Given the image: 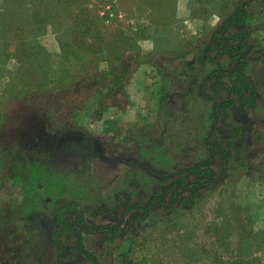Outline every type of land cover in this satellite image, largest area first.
<instances>
[{"label":"rangeland","instance_id":"374dc122","mask_svg":"<svg viewBox=\"0 0 264 264\" xmlns=\"http://www.w3.org/2000/svg\"><path fill=\"white\" fill-rule=\"evenodd\" d=\"M247 1L239 28L250 34L244 69L258 97L252 108H230L236 135L220 120L211 137L232 152L223 173L206 143L213 106L227 91L207 74L234 63L210 41ZM0 23L12 34L0 31V90L15 73L21 87L33 84L30 97L0 101L8 120L1 141L17 162L0 205L19 207L12 229L23 236L1 247L0 261L94 264L75 248L76 226L62 231V200L78 203L88 228L123 229L113 242L102 240L105 231L80 233L98 264H264V0H0ZM86 51L101 53L102 70L112 52L131 64L119 90L38 93L46 75L62 87V72ZM197 164L223 173L221 181L172 205L169 186ZM159 193L164 203L158 195L145 218L128 222ZM67 220L80 219L69 211Z\"/></svg>","mask_w":264,"mask_h":264},{"label":"trees","instance_id":"16d2710c","mask_svg":"<svg viewBox=\"0 0 264 264\" xmlns=\"http://www.w3.org/2000/svg\"><path fill=\"white\" fill-rule=\"evenodd\" d=\"M248 3V1L239 3L234 12L223 23H221L219 28L214 32L210 41L211 50L216 48L220 49V51H222L224 55L234 63L229 68L216 66L207 74L208 81L210 80L218 86H223L227 91V96L219 98L213 106V128L209 133L210 137L206 143V147L211 153L222 158L223 173L224 171L226 172L232 152L228 150L226 145L223 143L218 142L217 140H211V137H216V128L220 120L226 121V125L229 128L228 135H236V124L230 120V108H232L237 101L252 108L257 102L258 97L256 81L244 69L245 65L249 61L247 50L250 45V34L245 28H239V25L248 16L246 9ZM8 8H11V6ZM4 14H6V12H4L1 17L5 16ZM15 19L18 21V18ZM0 27V31L3 30V32L6 33L5 39H9L8 37L12 35L10 34L11 32H9L11 27L6 26V29H3L1 23ZM80 31V29L77 30V34ZM227 31H230L231 34L225 37L224 33ZM12 42L15 43L14 40H12ZM116 47L117 44H113L111 51H113ZM77 49L81 50L79 47H77ZM100 55L101 53H90V51H86L85 54L80 56L75 55L73 57V61L69 64L68 69L65 68V71L62 72V74L67 76L66 80L68 82H66V80H62L61 87L59 83L56 84L55 80H52L49 75H46L43 83L40 85L36 83V85H34L36 86L35 89H38L39 94L42 93V95L45 96L49 94H52L53 96V94L58 93V91L64 88L69 89L68 96L71 94L73 95L75 92H79L82 96H88L93 95V91L95 90H98V93L103 92L101 89H106L108 91H113L114 89V92L119 90L121 88L120 81L126 73H128L131 64H124L125 66H122V63L124 62L121 61L124 56H120L117 52H112L109 56V59H112V61H110L111 64L109 68L102 70L100 68ZM118 60L120 61L117 62ZM228 76L231 77V81L229 82L226 80V77ZM21 77L22 76L20 75L18 76V73H15V75L12 76L8 85L4 89L0 90V101L7 98V95H10L11 98H16V100L17 98L24 100L30 97L29 95L32 91L30 89H33V84L28 82V85L21 87V79H19ZM68 96L67 100L69 104L70 99ZM75 104L76 101L74 102V105ZM75 107L76 106L72 108ZM7 121V117L5 118L4 114L0 111V187L4 184L3 181L8 179L9 174L15 171L17 163L15 160L12 161L10 151L5 149L4 140L3 142L1 141V137L3 139V132L5 131ZM223 173L219 174L213 167L203 164H197L196 166L191 167L187 174L180 175L174 180L173 184L169 186V188L174 186L172 205L182 204V202L186 200L184 193L189 194L190 198L195 197L199 195L202 190L210 187L213 183L220 182L223 177ZM158 195H160L159 198L161 197V201L164 203L166 197L163 193L153 194L146 203L145 208L143 209L144 211L140 209L133 210L130 213L128 222H131L132 219L135 222H139L145 218L147 213L153 210V207L158 203ZM55 207L57 217L60 219L63 226L62 231L68 230L72 226H76L78 234L75 237V248L81 251L94 264H98V260L93 252L85 249L83 237L80 233L87 229L98 232L105 231L102 240L113 242L115 238L121 236L123 231L122 228L114 224L100 225L97 226V228H88L86 225H83L82 222L84 220V214L78 209V203L76 201L59 200L56 202ZM161 207L165 208L166 206L162 204ZM18 209L19 207L17 205H0V249L6 245L12 246L14 243L16 245L23 237L16 230L12 229L15 220L19 218ZM69 211L76 212L79 215L80 220L78 224L71 223L67 220V213ZM79 223H81V228ZM6 249V253H12L9 248ZM0 264H5V262L0 261Z\"/></svg>","mask_w":264,"mask_h":264}]
</instances>
